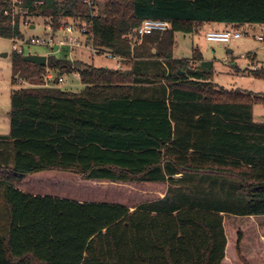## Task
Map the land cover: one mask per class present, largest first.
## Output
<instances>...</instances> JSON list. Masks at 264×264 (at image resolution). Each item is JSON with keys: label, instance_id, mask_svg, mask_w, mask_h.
I'll return each instance as SVG.
<instances>
[{"label": "trees", "instance_id": "16d2710c", "mask_svg": "<svg viewBox=\"0 0 264 264\" xmlns=\"http://www.w3.org/2000/svg\"><path fill=\"white\" fill-rule=\"evenodd\" d=\"M93 9L83 0H0L1 37H23L24 18H49L55 30L79 17L93 45L126 65L52 54L42 66L13 50V81L32 85L11 90L9 129L0 136L13 150L12 164L0 163V264H264V255L242 253L247 227L224 221L264 215V121L253 120L264 93L215 84L198 50L187 59L172 53L175 32L191 34L205 22L263 25L264 0H106ZM144 19L170 27L134 42ZM46 68L58 75L50 86ZM73 72L79 92L58 86ZM50 170L168 187L132 211L18 187Z\"/></svg>", "mask_w": 264, "mask_h": 264}, {"label": "rangeland", "instance_id": "374dc122", "mask_svg": "<svg viewBox=\"0 0 264 264\" xmlns=\"http://www.w3.org/2000/svg\"><path fill=\"white\" fill-rule=\"evenodd\" d=\"M93 13L101 10L106 0H97ZM27 20L34 24V28H27L23 22ZM20 24V30L23 37L43 35L46 19L41 17L23 19ZM257 26V25H256ZM197 29L191 34L182 32L174 33L173 57L177 59L191 58L195 50L201 51L203 58L211 62L212 81L226 89H240L253 93H264V78L255 77L250 70L254 66L259 71H264V42L255 38L256 35L264 37V24L256 29H249L246 25L240 27V31H245L240 38L232 39L227 44L209 42L205 39L206 30ZM134 42H139L141 38H133ZM227 49L232 52L228 53ZM24 53L45 55L47 48L42 45L24 44ZM70 58L73 61L80 60L84 63L93 64L97 67L108 68H126L116 58L106 57L104 55L89 54L84 51H72ZM13 41L10 38L0 36V136H6L9 128V110L10 93L12 89L18 87H28L32 84L28 81H13L12 73ZM250 64V65H249ZM252 64V65H251ZM53 78L58 75L51 71ZM64 82L58 86L64 90L79 92L82 84L77 73L61 75ZM44 83V81H43ZM52 84V83H51ZM144 86H147L146 84ZM253 120L257 122L264 121V106L256 103L253 105ZM13 150L8 139H0V163L12 164ZM53 171V170H52ZM58 172V171H57ZM57 177L58 184L54 189L42 187V183L36 185V189L30 184L25 188L36 190V192H59L61 194L75 197L78 199H89L95 201L121 202L127 206H139L142 203L156 202L160 200V192L166 191V183L150 185L145 182H111V181H93L82 180L79 176L59 171ZM27 175L26 177H28ZM31 176V175H30ZM25 177V179H26ZM24 179V180H25ZM36 179H44L38 175ZM24 180L20 185L23 184ZM35 179L29 178L28 183ZM45 180H42V182ZM73 183H71V182ZM56 183V182H55ZM47 185V184H45ZM67 189H64L66 188ZM68 186H70L68 188ZM166 193V192H165ZM165 195V194H164ZM164 197V196H163ZM159 198V199H157ZM224 221L230 225H243L247 227V242L244 244L242 253L247 252L249 246L254 242L255 249L264 255V215L259 218L250 216L224 215ZM259 248V250H258Z\"/></svg>", "mask_w": 264, "mask_h": 264}, {"label": "built area", "instance_id": "2783aa9c", "mask_svg": "<svg viewBox=\"0 0 264 264\" xmlns=\"http://www.w3.org/2000/svg\"><path fill=\"white\" fill-rule=\"evenodd\" d=\"M16 0H13V2ZM89 6H95L97 0H83ZM13 13H20L18 7H13ZM27 28H34L35 25L30 24L27 20L23 22ZM170 27V23L164 20L144 19L139 26L135 29V38H141L143 35L150 34L154 31H165ZM43 35H36L30 37H19L14 35L11 39L13 41V50L24 53V44H36L42 45L47 48L46 56L58 55L67 58L71 62L73 61L71 56L72 51H84L89 54H102L106 57L118 58L109 51H103L97 48L92 43V30L90 24H87L81 18L69 19L66 22H62L58 25L57 29H53L51 21L46 18ZM243 33L239 30L226 28L224 30H212L205 34V39L209 42H215L220 44H227L232 39L240 38ZM255 38L261 42H264L263 36H255ZM30 54V53H27ZM251 69H255L254 66H250ZM53 79V75L49 69H45L44 72V86H50V80ZM64 82L60 76L58 78V84Z\"/></svg>", "mask_w": 264, "mask_h": 264}, {"label": "crops", "instance_id": "0c3cea01", "mask_svg": "<svg viewBox=\"0 0 264 264\" xmlns=\"http://www.w3.org/2000/svg\"><path fill=\"white\" fill-rule=\"evenodd\" d=\"M249 29H256V27L257 26H259V25H251V24H245ZM244 25V26H245ZM203 27H205L204 29L206 30V32H208V31H212V30H224V29H226V28H229V26H227L226 24H224V23H217V22H205V23H203V24H201L200 26H199V29H203ZM239 31H240V29H238ZM240 32H242V33H246L245 31H240ZM206 34V33H205ZM256 36H258V35H256ZM261 36V35H260ZM227 52L228 53H231L232 52V50L231 49H227ZM200 53H201V56H202V60H204V61H206L204 58H203V55H202V52L200 51ZM174 58V57H173ZM250 65V64H249ZM252 65V64H251ZM9 129V128H8ZM60 172L58 171H52V170H50V171H42V172H38V173H33V174H30L28 177H26V179L24 180V182H23V184L22 185H19L18 187L21 189V190H23V191H25V192H28V193H30V194H33V195H36V194H39V195H49V196H54V197H62V198H67V199H73V200H77V201H95V200H89V199H78V198H75V197H71V196H67V195H64V194H61V193H59V192H48V191H44V192H36V190H30V189H27V188H25V186H27V185H29L30 186V184L32 185V187H33V189L35 188L36 189V187H38V186H36V185H38V184H40V183H42V187H49V188H52V189H54V187H55V185H57L58 184V182L56 181L57 180V177H58V174H59ZM38 175H42L43 176V178L44 179H42V180H45V182L43 181L42 182V180H38V179H36V177L38 176ZM181 176V174H177V175H174V179H177V178H179ZM29 178H34L35 180L32 182V183H28V181H29ZM56 182V183H55ZM71 182V181H70ZM71 183H73V182H71ZM145 183H148V184H150V185H156V184H158V183H166L167 185H168V182L167 181H161V182H145ZM45 184H47V185H45ZM66 187V186H65ZM70 186H68V188H69ZM168 187V186H167ZM64 189H67V187L66 188H64ZM167 190V189H166ZM165 190L164 191H161L160 192V196H159V198L160 199H162L163 198V196H164V194H165ZM159 198H157V199H159ZM104 202H108V201H104ZM117 203H121V202H117ZM121 204H124V203H121ZM124 205H126V204H124ZM127 206V205H126ZM129 207V209H130V211H132V210H134L136 207L135 206H128ZM250 217H255V218H259V216H250ZM248 240H247V236H246V241H245V243L247 242ZM244 243V244H245ZM244 244L241 246V249H243V247H244ZM255 244H256V242H254L252 245H250L249 247L250 248H248V250H247V252H243V255L244 256H249V255H251V254H253V253H255V252H257V253H261L260 251H257L256 249H255ZM258 250H259V248H258Z\"/></svg>", "mask_w": 264, "mask_h": 264}, {"label": "water", "instance_id": "95a60500", "mask_svg": "<svg viewBox=\"0 0 264 264\" xmlns=\"http://www.w3.org/2000/svg\"><path fill=\"white\" fill-rule=\"evenodd\" d=\"M23 60L27 62H31L37 65H46L47 56L46 55H39V54H25L23 55Z\"/></svg>", "mask_w": 264, "mask_h": 264}]
</instances>
